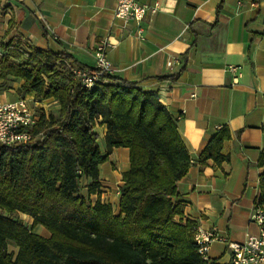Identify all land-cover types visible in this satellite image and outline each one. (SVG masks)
<instances>
[{"label":"trees","instance_id":"trees-1","mask_svg":"<svg viewBox=\"0 0 264 264\" xmlns=\"http://www.w3.org/2000/svg\"><path fill=\"white\" fill-rule=\"evenodd\" d=\"M17 53L0 55V91L9 78H20L21 95L34 92L59 107L38 110L28 142L0 144V264H216L201 257L193 239L197 224L183 221V206L173 202L192 160L157 92L111 74L86 88L73 78L70 67L82 66L71 55L31 49L19 62ZM98 119L106 125L104 152L94 130ZM229 138L228 127L219 128L197 162L227 160L221 149ZM117 147L128 149V168L115 213L99 198V176ZM257 164L264 167V152ZM262 204L264 170L255 202ZM18 213L31 217L30 225Z\"/></svg>","mask_w":264,"mask_h":264},{"label":"crops","instance_id":"crops-1","mask_svg":"<svg viewBox=\"0 0 264 264\" xmlns=\"http://www.w3.org/2000/svg\"><path fill=\"white\" fill-rule=\"evenodd\" d=\"M139 2L155 6L154 11L140 22L122 25L114 17L115 0H0V55L17 53L16 47L51 50L92 68L96 46L106 42L111 75L157 92L177 122L192 160L173 198L183 206V221L215 227L229 239L243 241L257 233L250 216L264 170L257 164L264 152V0ZM17 61L23 60L19 56ZM228 66H235V72ZM8 82L0 102L35 99L34 92L23 96L18 91L20 78ZM38 106L47 111L59 107L53 99ZM100 121L94 130L103 143L106 125ZM222 126L230 132L221 149L228 159L201 166V151ZM127 168L125 147L113 148L100 165L99 198L111 203L115 213ZM86 184L83 181L81 193ZM89 199L95 203L96 194ZM207 255L209 262L230 264V252L221 241L212 242Z\"/></svg>","mask_w":264,"mask_h":264},{"label":"built area","instance_id":"built-area-1","mask_svg":"<svg viewBox=\"0 0 264 264\" xmlns=\"http://www.w3.org/2000/svg\"><path fill=\"white\" fill-rule=\"evenodd\" d=\"M155 6L140 3L139 0H115L114 17L126 25L131 21L140 22L147 12H153ZM107 43L102 41L95 48V64L92 68L70 67L73 78L82 86L90 88L97 82L106 81L113 67L106 57ZM12 48V47H11ZM25 62L30 56V50L22 47L14 48ZM174 62L169 60L168 66ZM229 72H235V66H228ZM237 81L236 78L233 79ZM35 98L33 101L20 98L14 101L0 102V144L12 145L31 140L30 128L38 120V103L45 101ZM49 111V110H48ZM250 220L257 226V233L247 234L243 241H234L222 235L215 227L205 229L200 225L193 228V239L201 257L209 261L208 250L214 241H221L227 245L231 255L230 264H264V204L255 205Z\"/></svg>","mask_w":264,"mask_h":264},{"label":"rangeland","instance_id":"rangeland-1","mask_svg":"<svg viewBox=\"0 0 264 264\" xmlns=\"http://www.w3.org/2000/svg\"><path fill=\"white\" fill-rule=\"evenodd\" d=\"M99 145H100L101 149L104 148V142L102 143V141H99ZM103 152H104V150H103ZM17 217L20 218V220L23 223H25L26 225H30L29 222H31L30 221L31 219H30V217L28 215L22 214V213H18ZM35 231L37 233H39V234H42V235H48V231L45 228L41 227V226H37L35 228ZM7 249H8L9 252L14 253L16 251V245L14 244V242L8 241Z\"/></svg>","mask_w":264,"mask_h":264}]
</instances>
